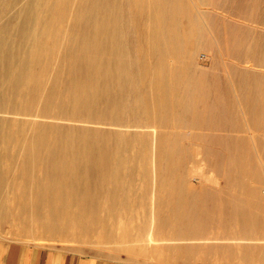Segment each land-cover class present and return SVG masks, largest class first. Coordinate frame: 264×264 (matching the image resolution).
<instances>
[{"label": "bare ground", "instance_id": "bare-ground-1", "mask_svg": "<svg viewBox=\"0 0 264 264\" xmlns=\"http://www.w3.org/2000/svg\"><path fill=\"white\" fill-rule=\"evenodd\" d=\"M254 21L264 23V0H0V217L13 189L17 216L47 230L142 206L175 233L231 231L241 242L231 263L257 255L264 28ZM128 111L138 127H126ZM122 175L142 180L131 197Z\"/></svg>", "mask_w": 264, "mask_h": 264}, {"label": "rangeland", "instance_id": "rangeland-1", "mask_svg": "<svg viewBox=\"0 0 264 264\" xmlns=\"http://www.w3.org/2000/svg\"><path fill=\"white\" fill-rule=\"evenodd\" d=\"M250 23L256 25L258 28H264L263 22L254 21ZM130 25L125 23L127 27L125 28V36H128V40L132 38L129 32ZM201 51H205V49H200L199 52ZM201 62L206 64V60L203 58H201ZM129 119L133 118L132 114L128 111L125 113V122L129 121ZM126 127L136 128L138 126L135 124L130 127L129 122H127ZM119 146L129 148L130 150L127 151H131L137 147L136 144H121ZM186 146L192 148V150L189 149L188 151L197 158L198 163L201 165L207 164L209 160L202 158L203 152L199 149L202 147L200 143L188 141L186 142ZM129 163L124 162L123 164L129 168ZM206 167L208 166L206 165ZM119 179L120 183L124 186L123 197H131L133 196V192L135 194L140 189L138 186L140 187L142 180L140 181L138 178L131 180L127 175H122ZM189 182L194 187H201L198 179L192 175ZM214 184L218 183L210 178L205 180L204 187L209 189ZM15 190L13 189L8 192V195L14 202L13 207L7 209L11 210V214L1 215L0 217V238L4 237L25 242H35L37 244L61 246L79 252L89 250L105 251L126 257L148 259L150 261L176 260L177 257L184 255L183 247L189 249L190 246L203 244L204 247L205 244H209L217 246V249L213 252L215 264H264V238L251 242L252 244H260L258 247H252L254 251L255 249L260 251L257 255L249 256L248 253L242 254L243 252L238 251V253L234 250L238 257L235 263H231L232 258H229V255L233 249L230 246L232 247L233 243H241L240 240H237L240 238H232L231 235L233 233L231 231L223 230L222 232H217L213 229H207L208 227L205 228L206 226L201 228L202 231H199L201 229L198 226L192 225L186 226V228L181 227L178 233H175V231L168 229L167 226L153 224V210H141L142 206H138L136 210H114L109 213L105 210V216H108L107 220L109 221L106 224L101 221L99 224L92 225L90 229L81 228L76 222L67 219L63 229L47 230L41 227L40 217L33 216L31 213L26 216L23 215L21 218L17 216L16 211L24 209L17 205V195L15 194L16 192H13ZM185 211L190 214H196V210ZM183 213L184 211L182 210L181 214ZM180 218L183 220V217ZM261 245L262 248L260 247ZM202 256L204 259V252Z\"/></svg>", "mask_w": 264, "mask_h": 264}, {"label": "crops", "instance_id": "crops-1", "mask_svg": "<svg viewBox=\"0 0 264 264\" xmlns=\"http://www.w3.org/2000/svg\"><path fill=\"white\" fill-rule=\"evenodd\" d=\"M3 238H0V264H215L213 252L217 249L215 245L205 244L203 247L199 244L189 249L183 247L184 255L176 260L150 261L105 251L79 252L61 246Z\"/></svg>", "mask_w": 264, "mask_h": 264}]
</instances>
